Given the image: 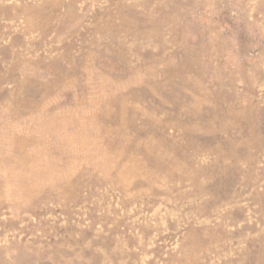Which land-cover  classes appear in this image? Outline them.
I'll list each match as a JSON object with an SVG mask.
<instances>
[{"label":"rangeland","instance_id":"1","mask_svg":"<svg viewBox=\"0 0 264 264\" xmlns=\"http://www.w3.org/2000/svg\"><path fill=\"white\" fill-rule=\"evenodd\" d=\"M0 264H264V0H0Z\"/></svg>","mask_w":264,"mask_h":264}]
</instances>
